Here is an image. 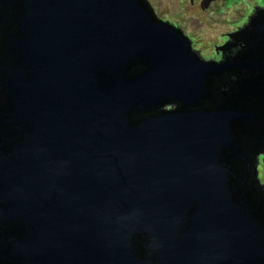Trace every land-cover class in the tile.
Returning a JSON list of instances; mask_svg holds the SVG:
<instances>
[{
	"label": "water",
	"instance_id": "obj_1",
	"mask_svg": "<svg viewBox=\"0 0 264 264\" xmlns=\"http://www.w3.org/2000/svg\"><path fill=\"white\" fill-rule=\"evenodd\" d=\"M229 37L0 0V264H264V7Z\"/></svg>",
	"mask_w": 264,
	"mask_h": 264
},
{
	"label": "rangeland",
	"instance_id": "obj_2",
	"mask_svg": "<svg viewBox=\"0 0 264 264\" xmlns=\"http://www.w3.org/2000/svg\"><path fill=\"white\" fill-rule=\"evenodd\" d=\"M147 1L158 16L183 29L193 49L200 52L204 59L214 61L220 59V46L228 41V34L246 23L252 7L261 5L259 0ZM260 158L258 178L264 184V155Z\"/></svg>",
	"mask_w": 264,
	"mask_h": 264
},
{
	"label": "flooded vegetation",
	"instance_id": "obj_3",
	"mask_svg": "<svg viewBox=\"0 0 264 264\" xmlns=\"http://www.w3.org/2000/svg\"><path fill=\"white\" fill-rule=\"evenodd\" d=\"M146 2H147L148 5L152 8L151 4H150L147 0H146ZM262 7H264V6H262V5H257V4H256L254 7H252L249 16H251V17L254 18V12L257 11L258 9L262 8ZM152 10L154 11L153 8H152ZM154 13L156 14V16H157L158 18H160V19H162V20H164V21H167V22L171 23L173 26H177V28H179V29L182 31V33L185 35V32L183 31L182 28H180L179 25H177V24H175L174 22H171V21H169V20H167V19H165V18H163V17H161V16H158V14H157L155 11H154ZM245 27H248V20L246 21V23H245L243 26L238 27V28L235 30V32L238 31V30H241V29H243V28H245ZM229 34H230V33H229ZM229 34H228V35H229ZM185 36H186V35H185ZM228 44H231L230 37H229V39H228V41H227L226 43H224L223 45L220 46V51H221L220 54H221V55H220V59L217 60L218 62H223L224 46H226V45H228ZM192 48H193V47H192ZM196 51H197V50H196ZM200 55H201V54H200ZM201 56H202V55H201ZM213 61H214V60H213ZM217 61H215V62H217ZM262 155H264V153H256V167L258 166V163L260 162V159H261L260 157H261ZM263 161H264V158H263ZM257 181H258V183H259V185H260V187H261V189H262V191H263V193H264V184L261 183V182L259 181V178H258V171H257Z\"/></svg>",
	"mask_w": 264,
	"mask_h": 264
},
{
	"label": "bare ground",
	"instance_id": "obj_4",
	"mask_svg": "<svg viewBox=\"0 0 264 264\" xmlns=\"http://www.w3.org/2000/svg\"><path fill=\"white\" fill-rule=\"evenodd\" d=\"M148 4V3H147ZM150 7V6H149ZM151 8V7H150ZM152 9V8H151ZM153 13H154V11H153ZM154 15L156 16V14L154 13ZM157 17V16H156ZM158 18V17H157ZM158 19H160V18H158ZM160 20H162V19H160ZM164 21V20H163ZM167 22V21H166ZM171 24V23H170ZM175 27H177V26H175ZM182 32V31H181ZM216 32V31H215ZM215 32L213 33L214 35H215ZM196 51V50H195ZM199 53V52H198ZM201 56V55H200ZM202 57V56H201ZM203 58V57H202ZM204 59V58H203ZM205 60V59H204ZM213 61V60H212ZM213 62H215V61H213ZM218 63H223V62H218Z\"/></svg>",
	"mask_w": 264,
	"mask_h": 264
},
{
	"label": "snow or ice",
	"instance_id": "obj_5",
	"mask_svg": "<svg viewBox=\"0 0 264 264\" xmlns=\"http://www.w3.org/2000/svg\"><path fill=\"white\" fill-rule=\"evenodd\" d=\"M262 6H264V0H259Z\"/></svg>",
	"mask_w": 264,
	"mask_h": 264
},
{
	"label": "trees",
	"instance_id": "obj_6",
	"mask_svg": "<svg viewBox=\"0 0 264 264\" xmlns=\"http://www.w3.org/2000/svg\"><path fill=\"white\" fill-rule=\"evenodd\" d=\"M191 47H192V46H191ZM193 50H195V49H193ZM197 52H198V51H197ZM200 54H201V53L199 52L198 55L200 56ZM201 55H202V54H201ZM202 57H203V56H202ZM202 57H201V58H202ZM205 60H206V59H205Z\"/></svg>",
	"mask_w": 264,
	"mask_h": 264
}]
</instances>
